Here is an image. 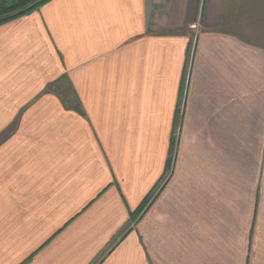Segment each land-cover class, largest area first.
<instances>
[{
    "label": "crops",
    "instance_id": "1",
    "mask_svg": "<svg viewBox=\"0 0 264 264\" xmlns=\"http://www.w3.org/2000/svg\"><path fill=\"white\" fill-rule=\"evenodd\" d=\"M0 264H264V0L1 24Z\"/></svg>",
    "mask_w": 264,
    "mask_h": 264
},
{
    "label": "trees",
    "instance_id": "2",
    "mask_svg": "<svg viewBox=\"0 0 264 264\" xmlns=\"http://www.w3.org/2000/svg\"><path fill=\"white\" fill-rule=\"evenodd\" d=\"M48 1L49 0H0V25L25 16L32 11L37 10ZM168 163L170 164V158ZM144 204L145 202L142 205ZM142 205L132 215V219L139 214Z\"/></svg>",
    "mask_w": 264,
    "mask_h": 264
},
{
    "label": "rangeland",
    "instance_id": "3",
    "mask_svg": "<svg viewBox=\"0 0 264 264\" xmlns=\"http://www.w3.org/2000/svg\"><path fill=\"white\" fill-rule=\"evenodd\" d=\"M180 117H181V108H180V113H179V120H178V122L180 121ZM177 135H178V133H177ZM176 137V136H175ZM177 152V148H175L174 147V150H172V153H171V155H170V166L169 167H171V162H172V160H173V153H176ZM176 155V154H175ZM168 167V168H169ZM170 170V168L168 169V172H167V175H168V173L170 172L169 171ZM166 180V177H164V180H162V178H161V180H158V182H157V184L152 188V190L150 191V192H148V195H147V204H146V206H145V204L143 205V210L145 211L146 210V208L149 206V204L152 202V201H154V199H155V194H156V192L158 191V190H160L161 189V187H162V184H163V182ZM138 218H139V214L135 217V218H133L132 220H131V222H133V224H135L136 222H137V220H138Z\"/></svg>",
    "mask_w": 264,
    "mask_h": 264
}]
</instances>
